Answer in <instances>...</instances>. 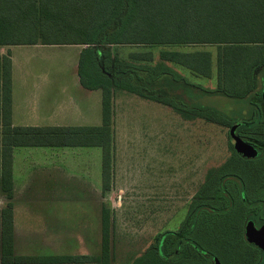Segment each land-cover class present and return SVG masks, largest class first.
Segmentation results:
<instances>
[{
  "label": "rangeland",
  "instance_id": "1",
  "mask_svg": "<svg viewBox=\"0 0 264 264\" xmlns=\"http://www.w3.org/2000/svg\"><path fill=\"white\" fill-rule=\"evenodd\" d=\"M82 48L77 45L14 48L16 88H24L26 95L34 98L33 102H39L42 90L49 88H65L69 94L84 92L77 84ZM93 48L99 50L96 56L98 66L106 67L108 75L115 76L117 84L113 126L115 187L107 193L101 189L102 148L91 150L97 152V161L96 158L95 163L90 160L93 170L97 168L96 206L92 199L85 198L86 192L78 191L76 181L68 182L73 176L69 167L68 174L63 173L59 179L63 183L58 181L54 191L41 190L40 171L31 168L27 176L25 173L33 161L31 155L25 153L41 149L19 148L15 154L21 158L23 174L19 175L23 179L20 182L24 185L27 182L28 187L23 191L21 202L17 201L23 209L18 210L15 255L78 256L86 252L91 257L100 258L103 252V216L109 210L112 236L110 264H136L154 250L159 238L167 232H187L186 241L183 240L186 256L171 254L172 257L177 255L181 264H192L193 261L198 264H264V248L249 242L246 223L242 228L247 208L240 199L227 195L223 204L207 203L198 217L192 219L194 213H191L197 205V195L215 192L218 180L225 175L234 177L241 189H264L262 152L256 148L255 157L239 154L230 136L232 126L239 124L237 134L264 143V88L258 86L244 99L219 90V45H100ZM163 52L184 56L208 54L205 58L212 66L208 76L196 74L177 62L167 63L178 77L173 83V100L177 106V110L173 108L174 112L173 109L167 111L140 93L135 97L127 84L130 73L136 71L130 82L139 87L142 94L152 95V85L145 81L155 75L157 70L152 71L151 68L160 66ZM136 74L142 80H138ZM254 74L257 77L255 83L259 85L258 79L264 75V68L257 69ZM97 92L93 98L96 105L92 107L97 110L95 123L100 125L102 93ZM197 110L214 112L231 125L201 119L195 113ZM245 120L250 126L242 127ZM139 153L144 157L138 158ZM232 157V163L224 168ZM60 162L66 166L73 163L68 159H60ZM124 175L131 185L122 192ZM139 180L150 184H146L144 190H137ZM0 195L7 199L5 192H0ZM250 218H255L254 214L251 213ZM197 220L201 223L195 228ZM257 227L261 228V225ZM192 247L198 249L202 259Z\"/></svg>",
  "mask_w": 264,
  "mask_h": 264
},
{
  "label": "trees",
  "instance_id": "2",
  "mask_svg": "<svg viewBox=\"0 0 264 264\" xmlns=\"http://www.w3.org/2000/svg\"><path fill=\"white\" fill-rule=\"evenodd\" d=\"M195 44L219 45V90L229 96L244 99L258 86L264 88V75L258 79L257 85L254 74L257 69L264 68V0H0V46H83L85 48L81 54L79 69L82 84L88 89L103 92V124L100 127H15L12 123L11 53L0 58V190L7 194L8 200H12L14 148L90 144L103 150V191L109 192L112 185L113 98L117 84L115 76L110 77L106 67L102 69L98 66L96 56L99 50L93 47H175ZM205 56L208 57V54L184 56L175 52H163L160 66L151 69L157 70L155 75L158 72L159 75L170 74L175 80L178 77L167 63L177 62L196 74L210 76L212 66ZM133 73L136 71L130 73L127 81L130 91L177 110L173 99L142 94L139 91L141 89L130 82L134 78ZM137 75L136 78L142 80ZM155 75L145 82L152 85L157 78ZM260 95L262 97V93ZM195 113L208 122L231 125L214 112L197 110ZM248 126L250 124L245 120L242 127ZM237 136L260 149V156L264 159V143L252 137ZM232 160L233 157L224 168ZM241 188L234 177L223 176L218 180L215 192L206 193L205 196L197 195V205L191 212L194 213L192 219L203 213L207 203L223 204L226 202L225 197L230 195L234 199H240L247 208L242 228L249 221H254L257 226L264 225V189ZM251 213L255 218H250ZM110 218L109 210H106L103 216V252L100 258L16 256L13 205L9 203L0 211V264H110ZM195 223L194 225L192 221L191 226L197 228L201 222L197 220ZM186 234L187 232H167L159 238L154 250L136 264H181L176 256L185 254L183 240ZM168 237L172 238L167 240ZM193 249L202 259L198 249ZM173 253L177 255L172 257Z\"/></svg>",
  "mask_w": 264,
  "mask_h": 264
},
{
  "label": "crops",
  "instance_id": "3",
  "mask_svg": "<svg viewBox=\"0 0 264 264\" xmlns=\"http://www.w3.org/2000/svg\"><path fill=\"white\" fill-rule=\"evenodd\" d=\"M25 45L18 46H0V58L6 56L9 52L11 53L12 60V123L15 127H38V128H95L100 127L103 124V92L101 96V106H102V123L97 125L95 122L97 121V110L93 105H96L93 102V98L96 97L97 90H91L83 86L81 76H80V61L81 54L83 51V47L80 51V59L77 66L78 69V78L77 84L84 89V92H79L76 94H69L66 92L65 88L53 90V89H44L42 90V94L39 97V102H33L34 98L26 95L24 92V88H16L15 82V74H14V62H13V50L16 47H21ZM30 46H49V45H30ZM55 46V45H53ZM60 47V46H57ZM154 82L152 84L151 91L153 92V96H157V98H168L173 99V83L174 77L170 74L159 75V72L156 73ZM176 83V82H175ZM136 94H134L135 96ZM136 97V96H135ZM142 99V98H140ZM115 95L113 98V112H114V120L116 118V110L114 109L115 104ZM143 100V99H142ZM139 101V96L138 100ZM153 103L164 106L167 111H172V107L164 105L158 101L152 100ZM136 104H138L136 102ZM139 105V104H138ZM145 109V108H144ZM127 110V109H126ZM174 112V109H173ZM167 114V112H165ZM144 115V114H142ZM181 116V115H180ZM182 120V119H181ZM184 121V120H183ZM186 122V121H185ZM89 141V139H88ZM114 141V140H113ZM19 148H38L41 150H35L26 152L25 155H31V159L33 161L28 165V170H26V176L30 173V169L40 171L42 177H40L41 181V190L44 191H54L55 184L59 181V183H63L59 179H61L64 175L63 173H67L70 171L73 176L68 182L76 181L75 186L78 187V191L86 192L85 198L88 200H93L94 205L96 206V192H97V168L93 170L91 161L95 163V158L97 161V152L91 151L92 149H96L97 146L93 145H83V146H41V147H16L13 152V166H12V180H13V198L12 200H4L0 195V208L5 209L9 203L13 205V234L15 230L17 231V223H18V210L23 209L22 205H17L18 202H21L23 199V191L28 187L27 182L21 183L20 175L23 174L21 168V161L16 157V151ZM100 148V147H99ZM103 151V150H102ZM144 156H139L138 158H142ZM60 159L65 161V159L73 161V163L67 166L61 164ZM114 162V143H113V160H112V185L111 190L115 187L113 183V177H116L115 169L116 166H113ZM97 165V163H96ZM69 167V169H67ZM94 167V166H93ZM68 174V173H67ZM25 176V177H26ZM125 176V175H124ZM128 178L126 176L122 178V185L120 190L124 192V190H128V187L131 185L128 182ZM145 180H139V183L136 185V189H143L144 186L150 183L144 182ZM54 185V186H53ZM127 185V186H126ZM154 185V184H152ZM103 189V183L102 188ZM110 190V191H111ZM0 192H3L0 190ZM4 193V192H3ZM93 195V198L91 196ZM6 195V193H5ZM51 195V194H47ZM7 196V195H6ZM3 199V200H2ZM56 200L59 198L56 196ZM18 201V202H17ZM78 256H90V253H82ZM91 257V256H90Z\"/></svg>",
  "mask_w": 264,
  "mask_h": 264
},
{
  "label": "water",
  "instance_id": "4",
  "mask_svg": "<svg viewBox=\"0 0 264 264\" xmlns=\"http://www.w3.org/2000/svg\"><path fill=\"white\" fill-rule=\"evenodd\" d=\"M238 126L239 124L235 125L230 130V136L235 142L234 149H236L239 154H243L246 157H255L257 155L256 147L244 142L239 136H237L236 130ZM246 232L250 243L255 244L260 248H264V225H262L261 228H258L254 221H249L246 224Z\"/></svg>",
  "mask_w": 264,
  "mask_h": 264
},
{
  "label": "flooded vegetation",
  "instance_id": "5",
  "mask_svg": "<svg viewBox=\"0 0 264 264\" xmlns=\"http://www.w3.org/2000/svg\"><path fill=\"white\" fill-rule=\"evenodd\" d=\"M160 252H162V249H160Z\"/></svg>",
  "mask_w": 264,
  "mask_h": 264
}]
</instances>
